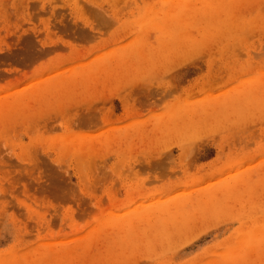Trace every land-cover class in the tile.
<instances>
[{
    "label": "rangeland",
    "instance_id": "374dc122",
    "mask_svg": "<svg viewBox=\"0 0 264 264\" xmlns=\"http://www.w3.org/2000/svg\"><path fill=\"white\" fill-rule=\"evenodd\" d=\"M0 264H264V0H0Z\"/></svg>",
    "mask_w": 264,
    "mask_h": 264
}]
</instances>
